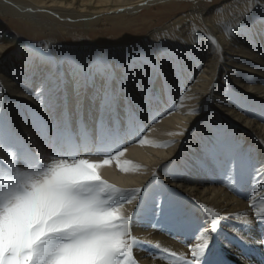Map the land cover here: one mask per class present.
Here are the masks:
<instances>
[{
	"label": "bare ground",
	"instance_id": "bare-ground-1",
	"mask_svg": "<svg viewBox=\"0 0 264 264\" xmlns=\"http://www.w3.org/2000/svg\"><path fill=\"white\" fill-rule=\"evenodd\" d=\"M192 1L0 0V14L11 17V22L15 20L14 17L28 20L37 28L38 38L43 28L56 27L72 32L96 26L104 19L134 17L143 9L180 2L177 4V14L165 24L154 30H146L141 41L127 43L126 54L125 49L107 52L105 47L90 44L76 55L68 53L70 58L79 57L77 62L62 55L63 44L38 41L33 37L22 45L23 50L9 54L18 45L17 37L0 25V111L8 117L10 131L16 135H19L16 127L23 128L24 125L25 133L33 134L29 128L31 120L24 124L26 115L29 117L32 113L30 107L37 109L40 115L55 120L52 126L55 130L63 126L64 114H68L73 128L78 130L81 112L89 111L88 115L85 114L87 126L92 130L96 128L98 134V127L105 123L113 99L105 103L102 93L95 92L91 86L77 84L79 77L74 75V71L80 67L88 68L99 61H108L115 66L117 61L127 65L130 61L142 59L143 70L138 69L123 88L113 84L114 95L118 92L115 100L117 108L109 121L111 123L118 117L120 125L126 129L132 110L129 105L135 103V116L148 126L143 134L144 143L134 142L126 146L124 155L119 158L120 167L114 160L97 171L102 178L119 188L142 189L151 174L160 170V166L183 154L180 168L185 174L177 179L165 176L167 181L173 183L174 188L188 199L219 212L221 217L227 219L222 225L242 238L241 245L247 250L233 248L235 253L228 255L232 264H258L260 259L264 260V249H259L264 244L260 243L261 234L258 235L259 228H262L264 236V225L256 227L250 224L253 212L249 208L250 199L241 201L233 198L226 184L222 185L219 176L215 172L213 174L211 161L204 159L203 153L210 151L205 149L207 142L204 136L214 139L216 130L224 127L223 123L233 124L222 131L236 135L241 147L239 151L246 143L254 144V163L262 171L260 178L263 179V186L256 188V191L253 189L254 192L245 187V192L252 193L253 197L264 193V0H229L216 8L199 7V2ZM187 6L191 8L190 12L183 11ZM250 8L251 13L248 12ZM246 14L247 18L241 21L240 18ZM241 23L243 27H240ZM208 37H212L216 43L212 44ZM113 55H116L115 59ZM86 58H89L88 63L85 62ZM219 72L222 74L219 75ZM249 99L252 103L245 107V101ZM41 100L44 101L43 105ZM212 109L216 112L214 116L209 115ZM97 113L98 122L93 127L91 118ZM151 116L158 118L152 125ZM204 119L213 123V130L205 128L197 134L199 123ZM35 137L30 138L32 148L41 143ZM90 142H80L79 153L82 157L100 162L86 156L90 154V149H95ZM120 168L125 171L122 172ZM177 174L179 176L180 173ZM138 202L125 205L121 212L125 215L131 213ZM231 220L240 222L242 231L231 226ZM245 222L250 223L247 226ZM149 228L137 224L134 231L138 237L159 243L162 247L182 250L181 246L178 248L175 243ZM142 263L165 264L148 257Z\"/></svg>",
	"mask_w": 264,
	"mask_h": 264
},
{
	"label": "rangeland",
	"instance_id": "rangeland-1",
	"mask_svg": "<svg viewBox=\"0 0 264 264\" xmlns=\"http://www.w3.org/2000/svg\"><path fill=\"white\" fill-rule=\"evenodd\" d=\"M223 1L229 0H210V2L209 0H193L192 2H199L197 4V6L199 7L216 8ZM192 2L186 3L192 4ZM178 3L180 2H173L171 3V5L170 3H166L164 4V6L160 7L159 5H157L153 9H143L134 17L128 16L127 18L120 16L115 19H104L103 21H99L98 23H96V26H91L72 32L61 31L60 29H56V27H50L49 29L43 28L41 30V37L39 38L36 36L37 28L33 27L31 23L28 22V20H23L21 18L14 17L15 20L11 22V17L0 14V25L6 27L12 33L13 36L17 37L18 45L16 46V48H14L15 50L11 51L9 54H14L23 50L24 48L22 45H25L26 42L33 37L38 41H46L54 44H63L64 47L61 48L62 55H65L66 58L70 59L72 62H77L79 57L70 58L69 55H76V52L81 50L84 46L90 44L105 47V49L108 50L107 52L115 50L120 52L121 50H124L126 48L125 45L127 43L141 41L142 37H144L146 34V30H148L149 28L151 30H154L161 27L169 20V18L177 14ZM183 9L184 12H190L191 8L187 6V10L185 8ZM97 39H99V41ZM124 54H126V49ZM115 57L116 55H113V59H115ZM86 59L87 60L85 62L88 63L89 58ZM221 74L222 73L219 72V75ZM117 97L118 92L116 93V95H114L113 102H110L111 108L108 112V116H106L105 123L98 127V134L96 133V128L92 130L87 126L85 114L88 115L90 113L89 111L81 112L80 127L78 128V130H75L73 128L71 118L68 116V114H64L65 120L63 122V126L55 130L52 129L55 120H50L46 118L49 116L45 117L43 114H41V116L37 109H34V107H30L29 105H27L32 109V113L29 117H27L26 115V120L24 124H26L29 119L31 120L29 125V128L31 127V132L33 133L31 135H34V137L36 135L35 138L38 139V141L42 144L40 143L38 145L39 147L35 146V148H32L30 142V138H32V136L28 135V133H25L24 129H26V125H24L23 128L21 127L17 129L18 126L16 127V131L19 132V135H16L11 131L9 132V134H6L3 141L5 148H10L15 152L16 165L20 169H24L26 164L31 165L36 161L40 160L41 158L43 159L44 163L47 164L50 162V158L56 156L57 153H68L71 151L75 152L78 157H82V155H80L79 153L81 151L79 148V144L80 142H86L87 140L89 142L91 141L90 143H92L93 147L95 148L94 150H89L88 153L90 154L87 155V157H92L93 159L98 160H100V158L98 156L93 155V153H95L97 149H105L114 146H122L126 149V146H130L134 144V142L138 144L137 142L140 139L144 138L143 134L147 132L148 126L144 125V123H141L139 119L135 116V103H133L131 106L129 105L132 110L128 118V126L126 127V129H124L122 125H120L118 117H116V119L114 118L111 123L109 121V118L116 110L115 108H117V106H115V100L117 99ZM246 101L244 104L245 107H247L248 104L252 103L250 102V99L248 102ZM23 104H26V102H23ZM52 114L53 112L51 113V115ZM215 114L216 112L213 109L209 112V115L211 116H214ZM98 115L99 113H97L91 118V125L93 124V127H95L96 122H98ZM46 119H48L49 121ZM157 121L158 118H153L151 116V125L155 124ZM223 124L225 128H231L233 126V124H228L227 122ZM8 126L10 125L8 124ZM224 127H221V129L216 130L217 133H215L214 139H210L211 137L207 138L206 136H204L207 142L205 149L207 150L208 148V150L210 151L207 152H209L210 154H206V152H204L203 157L204 159H210L213 168V174L215 172V174L219 176L221 181L220 183L222 185L226 184L225 187L228 193L233 198L236 197L235 199L241 201H246L250 199L249 208L253 209L250 224H253L256 227H261L264 224H259L258 222H255L257 221L255 214L258 212L264 213V193H261L257 197H253L252 193L246 194L244 189L245 187H249L252 192H254V190L256 191L258 188H261L263 186V179H261L262 171L259 170L257 168L256 163H254L256 162L254 158L255 145L252 143H246L244 145V148H242L243 150L239 151L241 147L239 144V140L237 141L236 139V135L234 134L233 136H231L229 133H224V131H222ZM234 127L236 129H239V127L237 126ZM205 128L212 129L213 123H210V121L205 119L201 121V123H199V127L196 130L197 134L199 132H202ZM243 136H245V134ZM188 143L189 142L185 143L183 147L185 148ZM5 148H0V162H3L4 166H7V164L10 162V158L8 151H6ZM37 148L42 149H39L40 153L37 152ZM184 148L182 149V151L184 150ZM46 149H49L48 152ZM244 153L245 155H243ZM182 163L183 154H179L176 159H172L165 165L160 166V170L158 172H153L151 174L147 183L142 188L146 189V192H142L143 199L139 200V202L136 204L135 208L131 212L133 213L131 232L133 236L138 237L134 231V227L137 226V224L141 226H146L147 228L150 227L149 229H152L154 233H157L159 235L161 234L160 236L167 238V240L172 243H175L178 248L181 246L180 249H182L183 251L181 250V252L180 250L173 248L168 249H172L173 251L182 254L187 258H191V253L189 250L190 246H195L197 242H202V240H198L199 233L201 232V230L210 229L211 221L210 218L206 216L203 209L200 207L201 204L199 202L190 198L188 199V197H186L180 191L174 188V186L172 185L173 183H169L165 178V176L173 179L183 177L185 171L183 170V168H180V165ZM177 173H180L179 176H177ZM102 179L109 182L105 178ZM252 180L254 182H252ZM250 197L254 199H251ZM134 217L136 218V220ZM145 217L148 219H146ZM226 220V218L221 217L217 232L211 233L210 230L205 232V235L210 237L208 251L206 253V256L202 258L205 261V264H220L221 261H223V264H232L233 262L229 259L228 255H230V253H235L234 249L240 250V248L242 247L243 249L247 250V247H243L241 245L242 238L238 237L235 233L230 232L228 229L225 228V226L222 225V222ZM229 223L236 230L242 231L243 227L242 225H240V222L231 220V222ZM245 225L248 226L249 223L245 222ZM261 229L262 228H259L258 235L261 234V238H259L260 240H264V236ZM220 237L222 240L220 239ZM138 238L140 239V241H142L138 245L134 246L133 255L134 258L139 262V264H143L142 260H144L146 257L155 259L159 262L166 264V261H162L158 258H155L162 255V253H160L155 247H153L155 243H152L140 237ZM145 241L150 243H146ZM221 241L224 244H222ZM149 245L151 246L149 247ZM259 249L260 251L263 250L264 245L261 248L259 247ZM144 251L147 252V254ZM263 261L264 260L261 261L260 259L258 261V264H264Z\"/></svg>",
	"mask_w": 264,
	"mask_h": 264
},
{
	"label": "snow or ice",
	"instance_id": "snow-or-ice-1",
	"mask_svg": "<svg viewBox=\"0 0 264 264\" xmlns=\"http://www.w3.org/2000/svg\"><path fill=\"white\" fill-rule=\"evenodd\" d=\"M246 18L247 14L240 19ZM243 26L241 23L240 27ZM208 39L216 43L212 37ZM138 69L143 70L142 59L127 65L117 61L115 66L99 61L88 68L80 67L74 75L79 77L77 84L93 87L108 103L114 97L113 84L123 88ZM9 132L8 117L0 111V148H5L3 141ZM138 143L143 145L144 140ZM5 150L10 162L7 166L0 162V264H139L133 255L134 246L141 243L131 232L133 213L125 215L121 209L143 199L142 192L146 189H121L102 179L97 171L114 160L120 167L119 158L126 149L122 146L97 149L93 155L100 162L78 157L71 151L57 153L47 164L41 158L26 164L24 169L16 165L15 152ZM38 177L42 181L37 182ZM25 206L31 207L27 226L6 227L4 219ZM200 207L210 218V229L201 230L198 240L202 242L190 246L191 258L159 243L153 246L162 255L155 258L166 264H205L202 258L210 241L205 232H217L221 215L211 207L203 204ZM255 215L257 222L264 224V213ZM260 243L264 244V240Z\"/></svg>",
	"mask_w": 264,
	"mask_h": 264
},
{
	"label": "clouds",
	"instance_id": "clouds-1",
	"mask_svg": "<svg viewBox=\"0 0 264 264\" xmlns=\"http://www.w3.org/2000/svg\"><path fill=\"white\" fill-rule=\"evenodd\" d=\"M37 182L42 181V177L36 178ZM31 207L25 206L23 209L15 210L10 216L6 217L3 221L4 225L9 229L16 227H26V217L30 214Z\"/></svg>",
	"mask_w": 264,
	"mask_h": 264
}]
</instances>
